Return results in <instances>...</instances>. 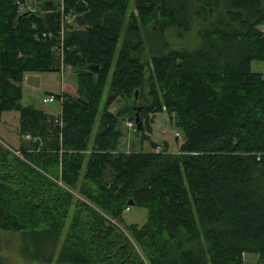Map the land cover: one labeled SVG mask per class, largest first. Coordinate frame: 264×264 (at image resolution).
Masks as SVG:
<instances>
[{
    "label": "trees",
    "instance_id": "1",
    "mask_svg": "<svg viewBox=\"0 0 264 264\" xmlns=\"http://www.w3.org/2000/svg\"><path fill=\"white\" fill-rule=\"evenodd\" d=\"M263 22L264 0H0V114L18 116L0 231L37 264L58 244L55 264H264ZM144 27L180 46L144 59ZM65 68L58 115L21 106L23 73ZM159 113L175 153L148 138ZM123 120L139 142L126 151ZM129 206L145 224L121 227Z\"/></svg>",
    "mask_w": 264,
    "mask_h": 264
},
{
    "label": "rangeland",
    "instance_id": "2",
    "mask_svg": "<svg viewBox=\"0 0 264 264\" xmlns=\"http://www.w3.org/2000/svg\"><path fill=\"white\" fill-rule=\"evenodd\" d=\"M261 29L264 32V22L261 24ZM140 36L142 40V52L144 59H147L149 55H151L156 49L162 48V45L165 43L169 48H177L180 46V43L175 42V31L170 30L163 35V37L157 39L156 35L159 33L151 31L149 27L140 28ZM164 39V40H163ZM166 40V41H165ZM163 42V43H161ZM176 43L174 45L172 43ZM155 46L157 48H155ZM145 52H144V51ZM157 52V51H156ZM66 72L61 71L60 73H48V72H26L23 73L20 87H21V98L20 104L21 106H31L34 109L41 110L42 112L56 116L59 114V102L57 100H53L50 103H42V99L47 96H52L53 94H58L60 92H65L70 94L74 91V81L72 79L70 69L65 68ZM250 71L254 73H259L264 78V60L263 61H252L250 63ZM105 92L102 95L100 105L104 101ZM121 102H119L116 106H119ZM99 105V106H100ZM115 108V107H114ZM110 108L111 111L114 109ZM138 118V117H136ZM128 121L123 120L120 124V128L125 131V134L119 141L118 148L119 150H128L131 145H138V135H135L133 129H127L125 124ZM17 127H18V116L15 112H3L0 114V143L2 145H7L9 147H17L18 145V137H17ZM151 134H149L148 138L155 142L156 144H160L163 141H166L169 148L168 151L170 153H175L177 151V147L181 141L180 135L175 138V134L179 132L176 129L170 127L167 123L164 114H156L154 116L153 123L151 125ZM146 134V133H145ZM145 136V135H144ZM24 143H26L29 139L23 138ZM177 141V142H176ZM144 149H148V143L146 141L140 144ZM65 227L69 223L71 218V213L65 217ZM147 221V213L146 210L138 207V206H129L128 210L122 213L120 225L129 226V225H137L142 226ZM124 230V229H123ZM65 232V230H64ZM124 235L127 234L123 231ZM60 244L54 245V247L41 248L40 253L48 252L51 254L50 262H46L45 264H55L54 259L56 253L58 252ZM21 241L20 237L16 233H6L0 231V264H37L36 260H29L27 256L23 255V251L20 248ZM256 256L254 255H243V264H255Z\"/></svg>",
    "mask_w": 264,
    "mask_h": 264
},
{
    "label": "built area",
    "instance_id": "3",
    "mask_svg": "<svg viewBox=\"0 0 264 264\" xmlns=\"http://www.w3.org/2000/svg\"><path fill=\"white\" fill-rule=\"evenodd\" d=\"M52 101H53V97L51 95L42 99V103H50ZM126 125H127V127H130L131 123L127 122Z\"/></svg>",
    "mask_w": 264,
    "mask_h": 264
},
{
    "label": "water",
    "instance_id": "4",
    "mask_svg": "<svg viewBox=\"0 0 264 264\" xmlns=\"http://www.w3.org/2000/svg\"><path fill=\"white\" fill-rule=\"evenodd\" d=\"M135 95H136V94H134V96H135ZM134 122H135V123L137 122V118L134 119ZM136 127H138V128L140 127L138 123H137V126H136ZM128 205H131V202H128Z\"/></svg>",
    "mask_w": 264,
    "mask_h": 264
},
{
    "label": "crops",
    "instance_id": "5",
    "mask_svg": "<svg viewBox=\"0 0 264 264\" xmlns=\"http://www.w3.org/2000/svg\"><path fill=\"white\" fill-rule=\"evenodd\" d=\"M63 92V91H62ZM74 93V91H72L70 94H73Z\"/></svg>",
    "mask_w": 264,
    "mask_h": 264
}]
</instances>
